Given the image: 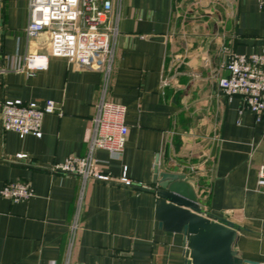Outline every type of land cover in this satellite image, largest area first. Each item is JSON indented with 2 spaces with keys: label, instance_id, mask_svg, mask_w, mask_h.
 <instances>
[{
  "label": "crops",
  "instance_id": "0c3cea01",
  "mask_svg": "<svg viewBox=\"0 0 264 264\" xmlns=\"http://www.w3.org/2000/svg\"><path fill=\"white\" fill-rule=\"evenodd\" d=\"M27 0L0 1V101L43 106L41 138L0 128V191L7 183L33 189L26 202L0 195V264H63L79 186L49 172L68 156H84L101 75L49 57L33 76L14 69L28 54L49 55V34L27 39ZM264 50V10L255 0H122L110 98L126 107L128 135L119 159L98 150L97 168L130 185L89 181L70 259L79 264H185L184 237L158 228L155 160L160 171L185 174L202 209L240 229L234 249L264 264V114L217 95L226 74L222 47ZM27 155L17 159L16 155ZM189 167H193L191 171Z\"/></svg>",
  "mask_w": 264,
  "mask_h": 264
},
{
  "label": "built area",
  "instance_id": "2783aa9c",
  "mask_svg": "<svg viewBox=\"0 0 264 264\" xmlns=\"http://www.w3.org/2000/svg\"><path fill=\"white\" fill-rule=\"evenodd\" d=\"M2 1V0H0ZM198 2V0H192ZM264 10V0H255ZM122 0H27L28 20L24 29L27 39L46 31L49 34V55L28 54L14 69L33 76L36 71L47 69L49 57L67 59L77 68L97 71L101 81L93 104L90 118V135L84 156H68L55 163L49 172L62 176H75L79 186L74 203L72 220L68 231V249L63 264L72 263L70 255L80 229L86 186L89 181L117 182L130 185L126 168L114 179L97 168L98 150L106 151L110 159H119L124 151L128 135L125 123L126 107L110 98L112 74L120 35ZM0 29V60L1 56ZM225 56L223 76L215 78L217 95L226 100L239 97L243 107L259 121L264 114V50L258 53L237 54L228 47H222ZM8 69L0 64V75ZM61 114V108L48 100L43 106L24 103L21 100L0 101V128L16 133L20 138L32 135L41 138L42 120L45 115ZM27 155L18 154L17 159ZM192 171L193 167H189ZM257 191L264 192V166L258 169ZM0 195L12 203L26 202L33 195L29 183L5 184ZM187 245H184V255ZM186 260V257H185Z\"/></svg>",
  "mask_w": 264,
  "mask_h": 264
},
{
  "label": "water",
  "instance_id": "95a60500",
  "mask_svg": "<svg viewBox=\"0 0 264 264\" xmlns=\"http://www.w3.org/2000/svg\"><path fill=\"white\" fill-rule=\"evenodd\" d=\"M151 184L158 228L183 235L185 264H258L238 255L234 247L240 229L206 213L185 174L160 171L157 157Z\"/></svg>",
  "mask_w": 264,
  "mask_h": 264
}]
</instances>
